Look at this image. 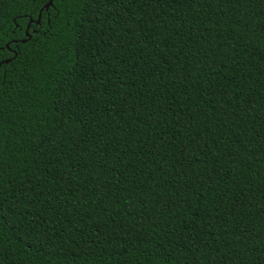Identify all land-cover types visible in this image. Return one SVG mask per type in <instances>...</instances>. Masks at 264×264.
<instances>
[{"label": "trees", "instance_id": "trees-1", "mask_svg": "<svg viewBox=\"0 0 264 264\" xmlns=\"http://www.w3.org/2000/svg\"><path fill=\"white\" fill-rule=\"evenodd\" d=\"M47 1L0 0V264H264V0Z\"/></svg>", "mask_w": 264, "mask_h": 264}, {"label": "water", "instance_id": "water-1", "mask_svg": "<svg viewBox=\"0 0 264 264\" xmlns=\"http://www.w3.org/2000/svg\"><path fill=\"white\" fill-rule=\"evenodd\" d=\"M51 1L52 0H48L45 4H44V6L42 7L43 9H47L50 5H51ZM39 15H40V12L38 13V15H37V17H36V19H35V21H34V23L35 24H37L38 23V19H39ZM31 21H29L28 22V24L30 23ZM28 24L26 25V29L28 28ZM26 29H25V32H24V35L26 36V40L29 38L28 36H27V34H26ZM25 40H22L21 42H24ZM15 56V55H14ZM13 56V57H14ZM9 62V60H4L3 61V63H8Z\"/></svg>", "mask_w": 264, "mask_h": 264}]
</instances>
